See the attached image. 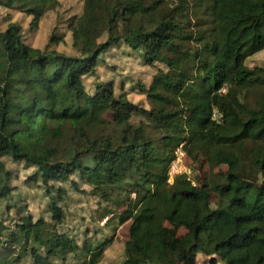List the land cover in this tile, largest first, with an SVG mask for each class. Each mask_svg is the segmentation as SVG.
Here are the masks:
<instances>
[{"label": "trees", "instance_id": "obj_1", "mask_svg": "<svg viewBox=\"0 0 264 264\" xmlns=\"http://www.w3.org/2000/svg\"><path fill=\"white\" fill-rule=\"evenodd\" d=\"M168 0H83L67 30L76 55L25 43L21 25L0 30V202L15 178L6 162L34 168L29 182L48 198L50 221L20 217L10 230L0 220V264H98L104 243L79 245L58 226L59 202L73 190L121 208L128 222L120 264H264V64L245 61L264 50V0H177L194 25L170 16ZM57 0H0V8L31 17L30 28ZM126 47L157 66L148 106L131 102L112 82L87 93L101 55ZM157 64V65H156ZM103 98L140 117L107 121ZM180 149L203 156L227 175L210 174L166 196L168 169ZM82 186H86L84 189ZM215 195L217 200L210 201ZM107 208V207H106ZM104 209L99 219L113 216ZM166 223L184 233L172 243Z\"/></svg>", "mask_w": 264, "mask_h": 264}, {"label": "rangeland", "instance_id": "obj_2", "mask_svg": "<svg viewBox=\"0 0 264 264\" xmlns=\"http://www.w3.org/2000/svg\"><path fill=\"white\" fill-rule=\"evenodd\" d=\"M57 1L58 6L46 12L39 19L35 28H30L31 17L28 15L0 8V30H4L9 22H17L23 29L25 43L39 49H44L50 36L54 34L60 36L62 41L58 45H52V49L69 56L76 55L67 27L72 17L81 14L83 0ZM167 2L171 17L191 22V25H194L195 19L190 16L191 9L186 12L177 0H168ZM245 64L250 69L262 66L264 50L247 58ZM156 67L158 65H144L139 55L133 54L123 46L103 53L96 68V75L85 77L83 84L87 93L91 94L98 84L110 81L114 85L116 94L121 91L120 87L122 86L131 102L147 107L145 96L138 93V85L147 87L156 72ZM95 108L107 121H116L124 115H129L133 123H137L141 119L138 116H133L130 110L120 108L103 98L96 100ZM177 158L181 161L183 171L181 174L173 176L169 174L168 169L167 186L164 189L166 196L171 195L175 184H177L176 189H187L196 181L205 180L210 174L227 175L225 166L215 167L200 154L194 153L191 156H186L183 151L178 149ZM6 166L15 177L11 181L14 190L10 198L0 202V220L4 221V225L10 230L14 228L15 222L25 215H30L33 221L42 219L49 222L48 198L44 196L41 186L38 187L39 183L29 182L35 169L24 168L22 164H14L10 161L6 162ZM63 187L67 196L64 201L59 202V206L63 208L65 219L62 226H58V230L65 232L79 245H82L85 239L91 240L94 245L97 242L104 243L106 240H110L103 250L98 264H120L128 226V222L122 225L118 224L117 215L122 212V209L110 208L104 202L98 205L97 198L77 193L69 183H65ZM82 188L86 189L87 187L82 186ZM216 200L215 195L210 196V201L215 202ZM104 209L105 211L109 209L114 215L99 219L103 215ZM166 226L170 230L169 239L172 243L184 233L183 229H175L169 223H166ZM87 258L88 254L85 256L80 253L78 258L69 255L65 264H81ZM210 259L201 254L190 257L191 264H209ZM57 264H61V262H57ZM229 264L232 263L229 262Z\"/></svg>", "mask_w": 264, "mask_h": 264}, {"label": "built area", "instance_id": "obj_3", "mask_svg": "<svg viewBox=\"0 0 264 264\" xmlns=\"http://www.w3.org/2000/svg\"><path fill=\"white\" fill-rule=\"evenodd\" d=\"M182 165H181V161L180 159H174V161H172V163L169 166V174L173 175V176H177L179 174H181V172L183 171L182 169Z\"/></svg>", "mask_w": 264, "mask_h": 264}]
</instances>
